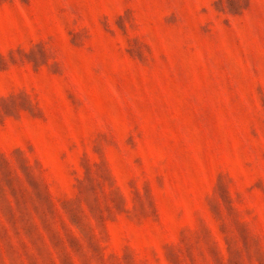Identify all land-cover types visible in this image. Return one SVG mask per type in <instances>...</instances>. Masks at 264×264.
Masks as SVG:
<instances>
[{
  "label": "rangeland",
  "instance_id": "rangeland-1",
  "mask_svg": "<svg viewBox=\"0 0 264 264\" xmlns=\"http://www.w3.org/2000/svg\"><path fill=\"white\" fill-rule=\"evenodd\" d=\"M0 264H264V0H0Z\"/></svg>",
  "mask_w": 264,
  "mask_h": 264
}]
</instances>
